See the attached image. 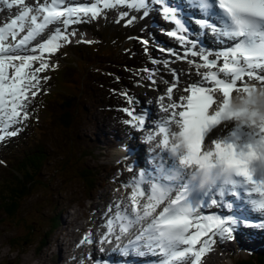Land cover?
<instances>
[{"label":"snow or ice","instance_id":"obj_1","mask_svg":"<svg viewBox=\"0 0 264 264\" xmlns=\"http://www.w3.org/2000/svg\"><path fill=\"white\" fill-rule=\"evenodd\" d=\"M0 3L8 9L19 6L18 14L0 27V141L26 126L32 98L48 79L39 74L56 66L49 57L78 36L77 42L92 43L73 26L106 17L109 10H119L115 22L125 27L159 14L172 25L165 34L182 52L159 51L195 69L183 84L172 69L158 97L164 115L157 119L150 109L138 113L134 100L122 93L129 107L121 109L128 117L121 122L156 144L150 149L152 168L121 181L130 191L104 213L101 252L109 244L121 257L144 258L145 264H204L216 246L239 243L245 235L251 239L254 233L245 229L264 235V0ZM208 33L218 47L203 45L200 37ZM138 39L148 53L150 41ZM143 71L150 84L157 83L155 70ZM93 242L90 233L78 246ZM93 264L128 260L102 257Z\"/></svg>","mask_w":264,"mask_h":264},{"label":"rangeland","instance_id":"obj_2","mask_svg":"<svg viewBox=\"0 0 264 264\" xmlns=\"http://www.w3.org/2000/svg\"><path fill=\"white\" fill-rule=\"evenodd\" d=\"M82 32L85 33L84 30H82ZM110 40L113 41V37L110 38ZM117 48H118V46L115 43L114 44L112 43L110 45V51H115V50H117ZM76 58L73 57L72 55H70L65 61H68V60H72L73 61ZM79 58L81 60H83V61H82V63H78V66H83V68L84 67H88L90 63L96 64L95 61L93 60L94 59V54L93 53L88 54L86 57H85V55H80ZM50 61H51V59H50ZM72 64H74V63H72ZM94 69L96 70V72L100 73V71L105 69V68L101 67V69L99 70L97 65H95ZM58 82H59V79L57 78L56 84ZM55 89H56V91L59 90L57 86H56ZM54 93H55V91H54ZM79 94H80V91H75L74 92V96H75L74 98H75L76 101H78ZM89 97H90V95H88L85 99H88ZM85 108H86V110L88 111V114H89L90 107L85 104ZM64 112L66 113V111H64ZM81 112H83V111L81 110L80 113ZM35 115L36 114L32 115L34 119H35ZM79 121L82 122V120L80 118H79ZM43 123H44V121H42V123L40 125H36L35 126L36 127L34 129L35 133L38 132V131L40 132V128H41V125ZM59 123L60 124L62 123V125H64L65 131L68 132L67 137L65 138V140H64V142L62 144H58V143L53 144V146H54V148L56 150V152H54V154L57 155L60 160H58V162H54V160L50 159V156H49L43 161V163L47 164V168L44 171L49 172V173L52 172L53 174H54V172H60V173L58 175H55L56 177L52 176L51 180H52V184L54 185V187H48L47 184H45L44 186L37 185L36 186V188H37L36 194L38 196L36 195V196H33V197L29 198V200L32 202V207L33 208H36V206L42 201L44 203V205H45V211L47 213V216H45V218H44V215H43L42 211L38 210L34 214L33 217H26V218H24L25 220H23V218L21 217L20 219L16 220L12 224H10L9 222H1L0 221V253H8L10 251V246L8 245V243L13 244L16 251L22 250L24 248L25 244L21 243V242H18V238H17V234H16V232L17 233L22 232L24 230V228L30 234L29 239L33 240L34 243H36L38 245L39 250H43L45 248V238L44 237H41V238L38 237V234H40V232L42 234H44V232L41 230L43 223L46 222V225H47L48 221L54 216V213L58 210V207L61 208V207L65 206V205H67L68 202H70V200H71L70 187L71 188H77V187L80 186L78 184L66 185V184H64L63 182L60 181V175H62V170L65 169V167H67V166L70 167V165H69L70 161H69V159H67L65 157L66 154L69 153V145L66 144V142H67V140L70 137H72L77 132L78 134L81 133V134L84 135L85 141L83 143L85 145H88L89 141L86 138V135H87L88 138L90 136H92V135L94 136L95 133H96V131H95L96 128H98L99 125L104 124L103 123V118L100 119V121H98V123L95 122L93 124V126H90V127H87L88 122H86V123L82 122V124L84 126V130L82 132H78L79 131V127L78 126L75 128L74 124H70V123L66 122L65 120L62 121V119H60ZM74 128H75L74 134L70 133V132H72L74 130ZM50 130H51V128H50ZM39 132H38V134H39ZM97 132H98L97 135L99 137L104 135V132L102 130L97 131ZM33 135H34V133H33ZM75 138L77 139V135L75 136ZM103 139L105 141L107 140L105 137H103ZM21 145H27V143H25L23 140H21L19 144L14 143V144H12V146H8L2 153L4 159L6 161L7 160H12L14 162V164H17L18 161H16V156L17 155H21V157L19 159H20V161H22L23 158H24V149H25L24 147L25 146L22 147ZM47 149H50V147L48 146ZM13 150H15V154H12ZM77 150H81L82 151L81 144H79L77 146L76 151ZM83 160H84L83 157L78 159V161H83ZM112 160H113L112 158H108V161L112 162ZM9 169L10 168L6 164H1L0 165V174H4ZM63 175H64V173H63ZM9 176L10 175H0L1 178L9 177ZM105 177L109 178V175H105ZM56 181L61 186H57L56 187V185H55ZM108 182H110V179L108 180ZM107 185L102 190L104 193H106L107 189H109V187H108L109 185L108 186ZM66 189L68 191V194L65 195V196H61L60 193L62 191H64V190H66ZM98 200H100V199H97V201ZM74 211H78L76 216H79V217L86 216L87 219H91L90 216H89V209L88 208L82 209V210L75 209ZM69 216H72L71 212L66 213L65 218H67ZM14 239H16V241ZM56 240H57V236L54 235L50 239L49 245L43 251L44 252L43 261H45L46 264H51L53 262L54 256L56 255V252H54L52 250V248L54 249L55 246H56V245H54ZM3 244H5V245H3ZM23 250L26 253H23L21 251V253L18 254V261L17 262H11L10 258H9V263L10 264H23V261H24V263L25 262L28 263L25 260L30 259L31 260L30 264H37L36 259H34V255H36L34 248H27V249H23ZM0 263L5 264L6 260L5 259L4 260H0Z\"/></svg>","mask_w":264,"mask_h":264},{"label":"bare ground","instance_id":"obj_3","mask_svg":"<svg viewBox=\"0 0 264 264\" xmlns=\"http://www.w3.org/2000/svg\"><path fill=\"white\" fill-rule=\"evenodd\" d=\"M142 21H145L144 19H141ZM155 20L157 21V17H156V15H155ZM150 26L152 27V29H157L156 28V26H154V24H150ZM150 26H145V30L146 31H150L151 30V28H150ZM82 30V29H81ZM150 37L152 38V36H150V33H149V37H148V39H150ZM156 38H157V40L160 42V43H163V42H165V41H167V43L169 42V41H172L174 38H172V39H170L171 37H167V39H166V36H163V34L162 33H158L157 35H156ZM151 46H153L154 45V42H152V40H151ZM163 45H165V44H163ZM153 48L154 49H157L158 48V43H156L155 44V47L153 46ZM134 56H135V51H134ZM52 64H54V65H56V64H58V63H61V60L60 59H57V60H52L51 59V61H50ZM51 68H54V67H51ZM93 93H95V92H93ZM59 98L60 99H63V96H60L59 95ZM152 116H154V117H157V107H155L154 108V111L152 112V114H151ZM106 126V125H105ZM101 133V132H100ZM135 134H136V132H135ZM49 153V152H48ZM145 153H146V151H145ZM154 155V154H153ZM141 166V165H140ZM76 220V219H75ZM69 238L70 239H73V240H75V236L72 234V235H69ZM72 242H74V241H72ZM71 242V243H72ZM243 243V245L242 246H244L245 245V242L243 241L242 242ZM65 243H62L60 240H59V246H58V249H57V251L56 252H60L61 253V258H62V261H65L66 262V256H64L63 254H64V251H65ZM221 246V245H220ZM221 247H223V246H221ZM230 248V247H229ZM242 248V247H241ZM230 249H234V248H230ZM229 249V252H230V254H232V250H230ZM263 263H264V260H263ZM25 264H26V262H25Z\"/></svg>","mask_w":264,"mask_h":264}]
</instances>
